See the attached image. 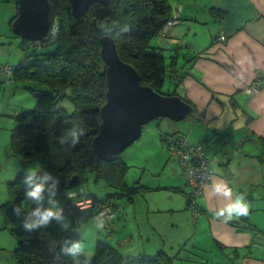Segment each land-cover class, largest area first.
Wrapping results in <instances>:
<instances>
[{
  "label": "crops",
  "instance_id": "1",
  "mask_svg": "<svg viewBox=\"0 0 264 264\" xmlns=\"http://www.w3.org/2000/svg\"><path fill=\"white\" fill-rule=\"evenodd\" d=\"M168 2L177 23L166 36L155 38L152 45L163 48L166 55L174 49L178 53L176 68L180 79L176 85L172 80L169 82L189 100L191 113L179 120L182 122H164L173 131H160L158 137L161 140V133L178 132L189 145L202 144L212 160L214 174L197 199L201 212L195 216L180 191L184 177L176 155L169 153L176 157L177 163L171 164L167 179L163 180L161 171L153 173L145 163H136L144 147L136 146L132 153L124 149L122 161L129 168L142 169V176L148 174L144 180L133 177L132 183L138 180L155 190L134 196L132 202L122 199L127 203L124 205H129L122 211L132 209L135 223L137 218L144 219L137 224L143 244L141 254H148V248L163 250L164 246L171 251L185 248L189 251L190 258L180 259L177 253L172 264L177 261L180 264H264V144L261 142L264 141V0ZM14 7L5 8V18L11 16L8 11L14 13ZM211 8L223 15L219 18ZM221 36L224 40L219 39ZM0 63L4 62L0 60ZM258 81L256 92H245ZM0 92L18 98V89L11 84L0 83ZM16 112L17 109L4 111L0 105L1 124L6 120L1 118L4 113ZM6 136L7 132L2 142ZM157 155L164 160L160 168L164 170L170 160L162 150ZM224 182L233 190L232 199L238 193L243 194L249 205L247 216L230 220L234 225L215 215L231 202L221 194H212L213 185ZM146 195L149 196L145 200L137 199ZM143 201L150 207L146 209ZM118 206L117 203L113 212ZM115 213L113 220L118 217ZM125 214L121 212V218ZM112 222H108V228Z\"/></svg>",
  "mask_w": 264,
  "mask_h": 264
},
{
  "label": "trees",
  "instance_id": "2",
  "mask_svg": "<svg viewBox=\"0 0 264 264\" xmlns=\"http://www.w3.org/2000/svg\"><path fill=\"white\" fill-rule=\"evenodd\" d=\"M13 2L15 14L8 20L11 32L18 10V1ZM49 3V26L45 38L36 42L17 36L20 39L18 47L24 53V59L15 65L0 63L1 67L9 65L11 68L7 75L0 71V83L11 84L18 89L17 93L25 91L34 98L35 105L32 109L16 114L17 125L6 136L7 148L12 156L23 163L35 160L40 167L37 175L47 171L59 179V187L52 198L62 209L64 222L69 227L63 229L61 223L53 219L47 228L24 231V215L36 207V204L24 195L25 175L17 173L13 181H7L9 197L0 205V211L16 238L15 256L19 264H71V258L60 252L63 241L81 238L77 229L93 220L99 209L110 206L114 211L117 207L114 199L132 202L134 196L155 190L138 180L127 184L125 176L129 166L121 159L123 151L106 162L94 153L92 147V140L101 123L100 109L106 102V64L100 55L102 36L99 26L102 23L115 25L117 28L128 23L132 28L131 32L120 36L115 35L114 29L112 38L120 59L134 67L143 85L150 86L160 94L177 95L190 104L175 89L168 93L162 91L167 78L175 85L178 84V53L174 49L166 55L163 48L157 49L151 43L154 38L162 36L164 25L173 18L168 0H110L108 5L94 2L80 18L72 16L70 0H49ZM211 11L219 18L223 15L218 9L211 8ZM50 44H55L54 49L51 52L44 51V47ZM259 83L258 81V85ZM63 97H68L71 101L74 107L71 113L64 107L57 106ZM73 128L83 130L80 142L75 147L67 143L61 144L60 137ZM160 137L167 149L174 138L181 140L184 147L185 137L181 133H161ZM261 142L264 144V141ZM185 143L188 144L187 141ZM169 153L173 155L171 151ZM89 175L95 182L102 181L115 191L104 197L85 192L82 184L88 180ZM47 183L51 185L52 181ZM76 189L82 192L79 197H90V207L83 210L75 206L76 199L69 195ZM180 191L186 197V188L182 186ZM49 196L46 187L43 201L45 207L48 206ZM186 203L189 205L187 197ZM195 205L200 213L197 200ZM14 207L22 209L21 216L13 213ZM221 219L224 220V217ZM227 223L234 225L230 220ZM80 259H84L83 254ZM173 259L162 251L153 256H123L118 249L97 240L91 264H172Z\"/></svg>",
  "mask_w": 264,
  "mask_h": 264
},
{
  "label": "rangeland",
  "instance_id": "3",
  "mask_svg": "<svg viewBox=\"0 0 264 264\" xmlns=\"http://www.w3.org/2000/svg\"><path fill=\"white\" fill-rule=\"evenodd\" d=\"M14 0L12 2H1L0 0V60L2 62H10L12 65L17 64L20 60L24 59V53L21 52L19 46L20 39L14 35L10 31V28L8 26V20L10 16L5 18V9L7 6H14ZM15 10V9H14ZM10 13L9 15H13L15 13ZM174 18V17H173ZM177 23V20H176ZM175 23V24H176ZM174 24V25H175ZM53 27L51 28V30ZM221 39V38H219ZM155 38L151 41L153 44L155 42ZM37 42V41H36ZM154 45V44H153ZM55 47V44H50L46 48L44 47V51L51 52ZM26 59V58H25ZM3 67L0 66V71ZM251 86L245 89V92H249ZM3 88V87H1ZM9 91H12V89L8 88ZM173 90L172 84L169 82V79L167 78L164 82L162 91L164 93H168ZM68 93H70V90H66ZM20 93V94H19ZM18 95V98H12V94H2L0 92V105L3 106L4 111H13L17 109V112L15 114H9L4 113L5 115L9 116L6 117L4 114L1 116L2 119L6 120L4 121V124H1L0 122V205L5 203L9 197L7 184L8 182L13 181L15 175L19 172H22V174L26 175L27 171L30 170L33 166L40 170L39 164L35 160H31L29 162L23 163L21 160L15 158L11 155L9 149L7 148V141L2 142V139L6 132L8 135H10L9 130L14 128L17 125V122L15 121L16 114L24 111V110H30L34 107L35 101L34 98L25 91H20ZM23 93L24 95H22ZM251 93V92H250ZM57 106L64 107L69 113H71L74 110V107L69 100L68 97H63L58 101ZM32 107V108H29ZM170 119H162L161 121H154L151 120L147 124L142 126L141 131V138L136 140L132 145L127 147L125 150L129 153L134 152L136 149V146L138 147H144V153L140 158L136 159V163H145V165L150 168L153 173L161 171V178L164 180L166 178L168 169L171 168L172 163L176 162V157L171 156L169 154V150L166 148V146L163 144L161 140L159 139L158 135L160 131L162 132H172V126H169L165 124L164 122H170L167 121ZM175 122V121H171ZM182 122V121H179ZM159 125L157 128L156 126ZM162 129V130H160ZM135 144V145H134ZM8 150V151H7ZM124 150V151H125ZM161 150L164 152V155L168 160H170V163L164 170H160L162 165H164L162 158H160L157 153H161ZM8 152L10 156L8 155ZM9 156V157H8ZM211 159V158H210ZM212 161V160H211ZM154 163H157V166H155ZM137 171V173H135ZM144 180L148 177V174H144L142 176V169L137 170L136 167L129 168L125 180L128 183H132L133 177H139ZM167 179V178H166ZM8 181V182H7ZM83 189L85 192H91L96 194L99 197H104L107 193L114 192L115 190L111 187H109L108 184L98 181L95 182L94 178L89 175L88 180L83 182L82 184ZM77 190V189H76ZM74 192L70 193V198H75L76 203L75 206H77L80 209H86L90 207L91 199L87 195H84L83 197H79L82 192L79 191V189ZM149 195H146L145 197H139L138 200H145L148 198ZM153 196H157L153 194ZM79 197V198H77ZM116 202V200L114 199ZM118 209L115 210V215L118 216L116 219L112 220V224L110 225V228L107 227V224L110 220L101 218L99 216V213L101 212L102 215L106 214V211L109 209L110 206H105L103 209H99L96 213V219L97 221H103L105 223V229L103 231H99L95 228V224L97 221L95 219L89 221L87 224L83 225L81 228L77 229L80 237L85 238L86 243V251L91 254V257L94 255L95 251V244L96 241L100 239V241L105 242L111 247H114L118 249L123 256H137L138 254H141L142 251V238L139 236V229L137 227V224L143 223V218H137V222H134L133 215H132V209H126L122 211V208L129 205L127 204L125 200H118ZM146 205V209L149 205L145 204V201H143V206ZM150 207V206H149ZM101 210V211H100ZM100 211V212H99ZM121 212L126 213L122 218L120 216ZM107 217V216H104ZM121 218V219H119ZM160 223H164L162 220L159 221ZM150 223L153 224L154 221L151 218ZM146 226L148 225L145 222ZM10 225L6 220L4 219L1 211H0V264H19L18 260L15 256V249L17 246V241L15 236L10 232ZM160 234H162L161 231H159ZM163 236V235H162ZM155 237V236H151ZM164 238V236H163ZM166 245V244H165ZM150 250H147L148 254H144L146 256H153L157 254L158 250H151V248H148ZM160 249V248H158ZM163 253H165L169 257L175 258L179 253L178 257L180 259L184 258H190L188 256V250L185 248L183 250H170L167 247L162 248ZM176 264H180V262L177 261Z\"/></svg>",
  "mask_w": 264,
  "mask_h": 264
},
{
  "label": "water",
  "instance_id": "4",
  "mask_svg": "<svg viewBox=\"0 0 264 264\" xmlns=\"http://www.w3.org/2000/svg\"><path fill=\"white\" fill-rule=\"evenodd\" d=\"M17 1V17L11 25L13 33L30 41L44 39L49 26V0ZM94 2L108 5L110 0H70L72 16L80 18ZM100 41L107 89L92 147L101 160L110 162L140 137L143 125L158 117L179 121L191 111V106L177 95L160 94L143 85L134 67L120 59L113 38L105 36Z\"/></svg>",
  "mask_w": 264,
  "mask_h": 264
},
{
  "label": "clouds",
  "instance_id": "5",
  "mask_svg": "<svg viewBox=\"0 0 264 264\" xmlns=\"http://www.w3.org/2000/svg\"><path fill=\"white\" fill-rule=\"evenodd\" d=\"M102 37H112L114 34L120 36L132 31V28L128 23H123L118 28L115 25L102 23L100 26ZM55 35V33H53ZM84 134L82 129L73 128L65 135L61 136L59 142L61 144H69L71 147H75L80 142V137ZM38 169L33 168L27 171L23 184L25 186V197L36 204L30 212L24 215L22 228L26 232H33L37 229L47 228L53 219L61 223L63 229H67L69 224L64 222L62 215V209L58 206L56 200L52 197L56 195L59 187V179L53 176L50 172H43L41 175H37ZM52 181L51 185H48V181ZM47 187V191L50 193L48 198V206L45 207L43 201L45 199L44 193ZM212 194H221L231 202L226 206L219 209L215 215L216 217H224V221L232 220L234 217L239 218L247 216L249 213V205L245 203V196L243 194H236L235 199L233 197V190L228 186L227 182L216 183L213 185ZM13 213L16 216L22 215V209L20 207H14ZM225 213L227 214L225 216ZM95 228L99 231L105 229V223L98 221L95 224ZM85 238L82 236L79 239L67 240L65 239L60 248V252L71 258V264H91V254L86 251ZM83 254L84 259L81 260L80 256Z\"/></svg>",
  "mask_w": 264,
  "mask_h": 264
},
{
  "label": "built area",
  "instance_id": "6",
  "mask_svg": "<svg viewBox=\"0 0 264 264\" xmlns=\"http://www.w3.org/2000/svg\"><path fill=\"white\" fill-rule=\"evenodd\" d=\"M175 23L176 19L174 18L168 21L161 30V35L166 36L168 30ZM220 38L221 40H224V36H221ZM10 69L11 68L9 65H5L1 71L7 75ZM257 89H259L258 84L253 83L249 89V92H256ZM183 144L184 147L181 140L174 138L169 142L168 150L176 155L179 160L183 170V187L186 188L184 193L189 200L190 208L193 209L195 216H197L199 214V209L195 205V200H197L202 195L204 187L214 174V169L211 165V159L209 158V155L202 144L189 145L185 143L184 140ZM99 216L101 218L110 220L114 216L113 210L109 207V209L106 211V214L102 215L100 212Z\"/></svg>",
  "mask_w": 264,
  "mask_h": 264
}]
</instances>
